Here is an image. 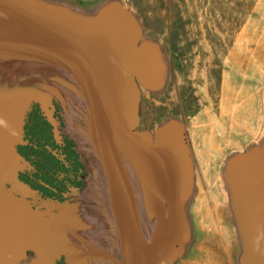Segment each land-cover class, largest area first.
<instances>
[{
  "label": "rangeland",
  "instance_id": "obj_1",
  "mask_svg": "<svg viewBox=\"0 0 264 264\" xmlns=\"http://www.w3.org/2000/svg\"><path fill=\"white\" fill-rule=\"evenodd\" d=\"M34 1L76 17L94 18L116 5L135 16L143 41L158 47L166 69L161 88L142 89L140 129L155 133L170 122H179L194 155V185L184 208L196 222L201 238L187 255L192 238L184 243L183 253L173 264H240L241 242L236 228L231 227L233 214L225 169L235 155L264 144V0ZM7 66L17 67L13 73L21 79L34 81L27 86L25 97L24 84L13 80ZM0 67V75L5 73L11 87L7 92L0 90V97L8 93L26 98L30 93L31 99L45 106L52 96H74L76 105L71 111L77 120V137L87 138L91 144L89 152H82L93 161L100 160L88 135L85 102L72 93H79L72 76H58L52 67L30 63L0 60ZM117 150L136 201L147 264H154L157 249L167 244L172 231L168 207L154 191L150 196L145 188L140 189L127 155L120 147ZM90 196L98 203L95 212L104 231L100 234L73 225L72 211L54 218L67 222L59 229L58 238L63 241L60 253L70 257L60 264H104L110 256L103 240L112 243L113 238L122 255L115 209L98 171ZM86 213L95 219L93 212ZM120 255L118 261L122 263Z\"/></svg>",
  "mask_w": 264,
  "mask_h": 264
},
{
  "label": "water",
  "instance_id": "obj_2",
  "mask_svg": "<svg viewBox=\"0 0 264 264\" xmlns=\"http://www.w3.org/2000/svg\"><path fill=\"white\" fill-rule=\"evenodd\" d=\"M0 15L15 24L0 25V59L50 62L76 82L79 93L70 90L85 102L88 135L115 208L123 255L119 264H147V257L136 201L117 147L144 181L149 177L147 158L170 170L165 189L172 231L157 264L175 263L190 240L184 203L193 190L194 163L183 124L170 122L154 134L140 129L142 89L157 90L165 82L158 47L143 41L140 23L123 6L87 18L34 0H0ZM85 52L95 56L98 70ZM30 95L0 97V264H21L29 252L34 257L28 264H58L65 255L50 248L56 231L45 228L47 219L32 212L25 196L33 193L19 178L28 167L19 146L36 100ZM225 172L241 242L240 264H264V144L235 155Z\"/></svg>",
  "mask_w": 264,
  "mask_h": 264
},
{
  "label": "flooded vegetation",
  "instance_id": "obj_3",
  "mask_svg": "<svg viewBox=\"0 0 264 264\" xmlns=\"http://www.w3.org/2000/svg\"><path fill=\"white\" fill-rule=\"evenodd\" d=\"M66 98L65 96H52L45 106L38 100L32 102L24 126V144L19 146V152L28 163V167L20 173L19 178L33 193L32 196H25L26 201L30 203L32 212L47 219L48 223L45 228L53 232L57 224L51 221L72 211L73 225L85 226L87 229L90 228L101 234L104 227L99 224L101 220H98V214L95 212L98 203L90 196L95 171H98L103 185L108 187V183L104 179L105 177L103 178L105 172L101 161H93L91 157L82 152H89L91 144L87 138L78 139L77 120L71 111L72 105H76L75 97ZM79 119L83 120V118ZM187 139L194 163L188 135ZM134 169L136 181L141 185L140 189L145 188L150 196L154 191L160 199L161 194H164L162 168L159 167L156 170L157 185L155 190L143 180L135 166ZM165 172L169 174L166 169ZM74 208H76L75 211H73ZM87 210L93 212L92 215L95 219L88 217ZM185 213L190 227V239L192 238L188 246L189 250L186 249L187 255L192 248L198 245L201 237L198 235L200 231L196 222L190 218L189 212L185 211ZM192 217L194 216L192 215ZM231 227L232 230H235L234 227L236 228L234 218ZM100 238L103 240L102 237ZM113 241L114 238L112 243L103 240L106 255L110 256V261L106 259L104 264H119L120 254ZM33 257V253L29 252L28 258L21 264H28ZM65 257L63 255L58 264ZM120 258L123 260V255H120Z\"/></svg>",
  "mask_w": 264,
  "mask_h": 264
},
{
  "label": "bare ground",
  "instance_id": "obj_4",
  "mask_svg": "<svg viewBox=\"0 0 264 264\" xmlns=\"http://www.w3.org/2000/svg\"><path fill=\"white\" fill-rule=\"evenodd\" d=\"M9 21H11L9 18L5 17V16H2L0 15V25L1 26H5V27H12L9 23ZM13 22V21H12ZM89 57L90 59L92 60V62L95 64L96 68H97V63H96V58L95 56L90 53V52H85ZM0 60H5V61H11V62H16V63H30V64H37V65H42V66H48V67H52L51 69H53L52 71H55L54 73H57V74H63V75H70L68 72H66L65 70H63L61 67L55 65V64H52L50 62H45V61H40V60H31V59H7V58H1ZM98 70V68H97ZM71 76V75H70ZM28 92V91H27ZM27 92H23V96L27 93ZM36 99V98H35ZM127 159L130 161V159L128 158L127 156ZM170 162L169 158H168V162L167 164ZM131 165L133 166L134 168V164L130 161ZM146 163H147V166H148V170H149V177L147 179V183L149 184V187L150 188H156V185H157V180H156V170L161 167V168H164L166 169V171L169 172L170 174V170H168V168L166 167H163L161 166L158 162L154 161L153 159H150V158H147L146 159ZM154 163V164H152ZM136 168V167H135ZM155 168V170H154ZM135 171V169H133ZM137 170V169H136ZM230 196V195H229ZM113 203V202H112ZM114 206V205H113ZM115 209V208H114ZM53 222H56L57 226L55 228V231L56 233L54 235H51L50 237H48V239L50 238V248L54 251H58L60 252V249H61V246H62V243L63 241L60 240L58 237V233L60 232L59 229L65 227L67 225V222L65 221H53ZM52 222V223H53ZM166 245L164 246H160L158 249H157V252L155 253V260H154V264H157L158 263V259L160 258V255L162 253V251L164 250Z\"/></svg>",
  "mask_w": 264,
  "mask_h": 264
},
{
  "label": "crops",
  "instance_id": "obj_5",
  "mask_svg": "<svg viewBox=\"0 0 264 264\" xmlns=\"http://www.w3.org/2000/svg\"><path fill=\"white\" fill-rule=\"evenodd\" d=\"M2 67H0V69H1ZM7 68H9L8 70L10 71V73L13 75V80L15 81V82H19V84H24V88H23V91L24 92H27L28 91V87L27 86H30L31 85V83L30 82H32L31 81V79L29 80V78H26V79H21L18 75H16L15 73L17 72V67H14V66H7L6 67V70H7ZM1 72V71H0ZM13 72H15V73H13ZM1 74V73H0ZM54 74H56V75H61L62 77H67V76H69V75H63V74H57V73H54ZM34 82V81H33ZM32 82V83H33ZM10 86H11V83H10ZM8 88H11V87H9L8 86V82H7V77H6V75H5V73H4V75L2 74V75H0V90H4V91H6L7 92V90H8ZM11 92H12V89H11ZM10 92V93H11ZM8 94V93H7ZM162 180H163V186H164V196L162 197V198H160L159 199V201L160 202H162V201H164V203L167 205V203H166V189H165V182H166V179L169 177V174L167 173V172H165V169L164 168H162Z\"/></svg>",
  "mask_w": 264,
  "mask_h": 264
},
{
  "label": "clouds",
  "instance_id": "obj_6",
  "mask_svg": "<svg viewBox=\"0 0 264 264\" xmlns=\"http://www.w3.org/2000/svg\"><path fill=\"white\" fill-rule=\"evenodd\" d=\"M3 123V121L2 120H0V124H2Z\"/></svg>",
  "mask_w": 264,
  "mask_h": 264
}]
</instances>
